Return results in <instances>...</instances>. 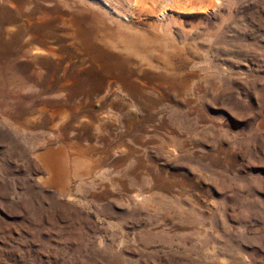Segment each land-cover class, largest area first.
<instances>
[{
    "label": "rangeland",
    "instance_id": "1",
    "mask_svg": "<svg viewBox=\"0 0 264 264\" xmlns=\"http://www.w3.org/2000/svg\"><path fill=\"white\" fill-rule=\"evenodd\" d=\"M0 264H264V0H0Z\"/></svg>",
    "mask_w": 264,
    "mask_h": 264
},
{
    "label": "bare ground",
    "instance_id": "2",
    "mask_svg": "<svg viewBox=\"0 0 264 264\" xmlns=\"http://www.w3.org/2000/svg\"><path fill=\"white\" fill-rule=\"evenodd\" d=\"M52 161H53L52 163H50V162L48 163V165L51 164L49 167H51V169L54 170L55 172H56V171L58 172V171H59L58 168L60 167V165H58V164L56 163V161H54V160H52Z\"/></svg>",
    "mask_w": 264,
    "mask_h": 264
}]
</instances>
